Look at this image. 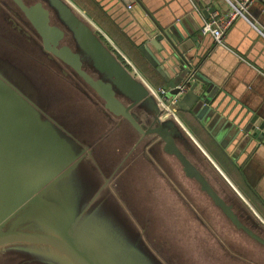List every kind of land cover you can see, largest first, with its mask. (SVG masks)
<instances>
[{
  "label": "water",
  "instance_id": "95a60500",
  "mask_svg": "<svg viewBox=\"0 0 264 264\" xmlns=\"http://www.w3.org/2000/svg\"><path fill=\"white\" fill-rule=\"evenodd\" d=\"M97 1L107 12L110 5L124 8L121 27L163 77L168 95L188 83L178 108L199 119L238 166V153L248 150L249 141L264 143L260 115L237 111L235 123L218 109V87L207 78L211 34L194 32L198 26L191 30L180 16L161 24L148 11L155 27L141 39L144 29L132 8L121 0ZM191 3L204 8L202 1ZM0 12L3 25L30 46L35 60L68 80L79 101L89 104L88 117L98 115L92 125L75 119L67 129L48 114V99L41 100L28 75L0 56V257L14 251L24 255L20 264H172L150 242L163 230L165 242L186 232L187 264H232L219 259L225 252L238 259L233 264H248L243 248L221 230L233 224L264 245V234L255 230H264V218L179 117L167 114L104 32L69 0H0ZM153 45L163 59L150 51ZM113 134L124 135L121 144ZM132 173L143 182L152 175L147 210L127 190ZM204 229L216 239L217 251L199 247Z\"/></svg>",
  "mask_w": 264,
  "mask_h": 264
},
{
  "label": "crops",
  "instance_id": "0c3cea01",
  "mask_svg": "<svg viewBox=\"0 0 264 264\" xmlns=\"http://www.w3.org/2000/svg\"><path fill=\"white\" fill-rule=\"evenodd\" d=\"M69 1L95 26L103 31L106 28L114 36L120 37L118 45L113 40L119 56L129 62L132 71L140 76L149 87L156 89L161 85H166L163 77L154 66L148 63L135 41L131 42L112 21L114 20L120 27L124 23L125 10L121 5H110L107 12L109 17L102 8L97 6V2L94 4L92 0ZM121 1L124 7L130 9L125 0ZM129 1L133 4L131 8L134 19L144 29L141 39L144 38L145 33L147 34L146 29L151 30L155 27L147 14L148 11L161 24H167L180 16L185 19L191 30H195L194 28L198 26V31L194 32L204 36L205 34L202 33L203 24L214 15L227 18L230 9L228 0H193L204 2V8L197 5L195 9L192 7V0ZM204 10H207L209 15H206ZM247 13L248 17L246 15L233 20L225 32L224 43L217 44L211 35L213 38L211 47L214 48L207 62V65L210 66L207 69L210 77L207 76V78H212L210 82L213 86L218 87V92L215 95L216 98L219 93L216 100L218 109L222 114L228 116V119H233L235 123L239 121L236 115L237 111L244 113L248 118L255 112L264 119V35L257 26L260 24L264 29V2H253ZM141 22L146 27H143ZM150 51L163 59L161 50L157 46L150 47ZM164 62L167 63L166 59L162 61V63ZM179 120L185 131L226 179L236 187L261 216L264 215V211L261 210L264 208L260 203L262 196L264 197V143L256 140L249 141L248 150L242 149L241 154L238 153L237 161L243 163L238 166L236 160L234 161L231 155L213 140L208 128L198 122L191 112L182 111L179 114ZM242 169L244 173H242Z\"/></svg>",
  "mask_w": 264,
  "mask_h": 264
},
{
  "label": "rangeland",
  "instance_id": "374dc122",
  "mask_svg": "<svg viewBox=\"0 0 264 264\" xmlns=\"http://www.w3.org/2000/svg\"><path fill=\"white\" fill-rule=\"evenodd\" d=\"M10 42L16 48L7 44ZM32 54L33 50L30 46L21 37L14 34L9 28H6L3 25L2 13L0 12V56L15 65L24 74L26 73L28 75L34 84V87L39 93H41V100L44 102L48 99V102L46 103L47 112L56 121L67 129H71L70 125L75 119H80L83 123L92 125V119L98 117V115L93 113L91 115L92 119L88 117L87 112L90 111L89 104L79 101L75 89L68 83L69 81L64 77L60 79L59 74L50 71L44 64L38 63ZM67 89L68 93L71 94L67 93ZM121 132L131 135L129 131ZM133 132L134 130H132V133ZM123 139V134H119L118 137L117 134H113L114 143L121 144ZM151 180L152 175L147 176L146 182H143L136 173H132L127 181H125L127 190L130 193L131 191L133 192V195H131L133 201L138 202L141 211L148 209L146 205H144V199H147V196L152 191V186L147 183ZM262 217L264 218V215H262ZM228 225H230L231 228L228 230H221L222 234L226 236L227 240L234 247L240 249L243 248L242 251L248 256V264H264V245L256 241L243 230H238L233 224ZM234 229L237 231H234ZM255 230L264 234V230L260 231L259 228H256ZM157 235L160 236L157 241H150L155 251L162 252L165 259L172 264H187L188 260L185 257L186 252H184V249L186 248L185 244H188L190 241L186 239V232L183 233L182 238L178 239V241L168 240V242H165L166 234L163 230L160 233H157ZM201 235L203 239L198 238V241L200 242L199 247L204 248L209 245L215 251L219 249L216 239L211 238L209 231L204 229ZM147 236L150 238L148 232ZM224 249L226 248L224 247L218 252L222 253ZM23 256L24 255L21 253L10 251V253L0 257V264H20L22 263L21 258ZM8 258L10 261H7ZM155 259L158 260L157 258ZM219 259L231 262L232 264L234 261H238L235 257H231L228 252L222 253ZM242 262L246 261L243 259ZM30 264L40 263L35 262Z\"/></svg>",
  "mask_w": 264,
  "mask_h": 264
},
{
  "label": "built area",
  "instance_id": "2783aa9c",
  "mask_svg": "<svg viewBox=\"0 0 264 264\" xmlns=\"http://www.w3.org/2000/svg\"><path fill=\"white\" fill-rule=\"evenodd\" d=\"M127 6L131 8L133 6L132 2L129 0H125ZM255 1H262L264 0H228L230 9L228 11V17H216L215 15L207 20L204 25L202 26V33L203 34H211L214 38V41L217 44L224 43L225 32L227 28L232 24L233 20L237 17H245L247 15V11L249 6ZM103 31V30H102ZM104 34L110 41L115 45L113 39L105 32ZM188 83H180L177 87L180 89L178 94L175 96L168 95L170 88L164 85L153 89L156 95L158 96L159 100L161 101L162 105L166 109L167 114H172L179 117L178 113V106L177 101L179 96L186 91L188 88Z\"/></svg>",
  "mask_w": 264,
  "mask_h": 264
},
{
  "label": "trees",
  "instance_id": "16d2710c",
  "mask_svg": "<svg viewBox=\"0 0 264 264\" xmlns=\"http://www.w3.org/2000/svg\"><path fill=\"white\" fill-rule=\"evenodd\" d=\"M93 1V3L95 4V2H97L98 4H97V6L98 7H100V8H102V10L110 17V15L107 13V11L100 5V3L97 1V0H92ZM111 19V18H110ZM112 20V19H111ZM114 23H115V25L122 31V33H123V35H125L131 42L133 41L128 35H127V33L120 27V25L119 24H117L114 20H112ZM104 31L115 41V43L118 45V44H120V42H119V38L120 37H117V36H114L110 31H108L106 28H104ZM147 60V59H146ZM148 61V60H147ZM148 63H149V61H148ZM150 64V63H149ZM182 112V110H178V113L180 114ZM181 116V115H180ZM195 117V116H194ZM196 118V117H195ZM197 119V118H196ZM197 121L198 122H200L199 121V119H197ZM201 123V122H200ZM202 124V123H201ZM203 125V124H202ZM213 137V136H212ZM214 141H215V139H213ZM217 143V142H216ZM218 144V143H217ZM221 147V146H220ZM235 161V160H234ZM241 169V168H240ZM260 201V200H259ZM260 203L262 204V208H264V204L262 203V201H260ZM259 207V206H258ZM260 210V209H259ZM262 210V212L264 211V209H261ZM263 214H264V212H263Z\"/></svg>",
  "mask_w": 264,
  "mask_h": 264
}]
</instances>
